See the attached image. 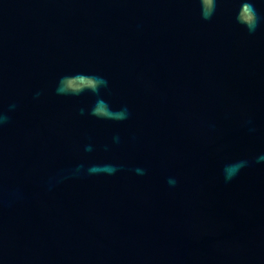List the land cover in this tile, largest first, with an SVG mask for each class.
I'll use <instances>...</instances> for the list:
<instances>
[{"label":"water","instance_id":"1","mask_svg":"<svg viewBox=\"0 0 264 264\" xmlns=\"http://www.w3.org/2000/svg\"><path fill=\"white\" fill-rule=\"evenodd\" d=\"M0 264H264V0H0Z\"/></svg>","mask_w":264,"mask_h":264}]
</instances>
